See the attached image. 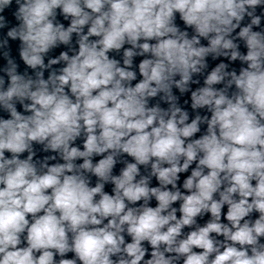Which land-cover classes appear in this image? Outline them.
<instances>
[{
	"label": "clouds",
	"instance_id": "9594fccd",
	"mask_svg": "<svg viewBox=\"0 0 264 264\" xmlns=\"http://www.w3.org/2000/svg\"><path fill=\"white\" fill-rule=\"evenodd\" d=\"M0 264H264V0H0Z\"/></svg>",
	"mask_w": 264,
	"mask_h": 264
}]
</instances>
